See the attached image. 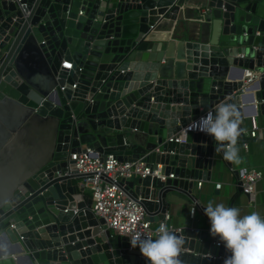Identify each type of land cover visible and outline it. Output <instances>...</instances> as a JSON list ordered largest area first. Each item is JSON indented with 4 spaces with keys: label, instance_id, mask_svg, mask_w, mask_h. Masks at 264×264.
Wrapping results in <instances>:
<instances>
[{
    "label": "water",
    "instance_id": "water-1",
    "mask_svg": "<svg viewBox=\"0 0 264 264\" xmlns=\"http://www.w3.org/2000/svg\"><path fill=\"white\" fill-rule=\"evenodd\" d=\"M189 1L0 0V239L9 245L0 264H149L93 212L69 159L87 148L102 162L113 155L173 173L117 178L149 221L164 218L169 192L205 214L194 181L208 179L223 152L203 132L169 138L222 103L239 112L242 134L245 88L264 116V73L244 82L247 69L264 67V0H196L195 39L159 40L156 27L181 19ZM174 56L185 63L166 59ZM31 127L44 130L43 151L19 166L1 162ZM238 186L234 197L247 195ZM170 230L184 241L181 264H224L230 255L210 229Z\"/></svg>",
    "mask_w": 264,
    "mask_h": 264
},
{
    "label": "crops",
    "instance_id": "crops-1",
    "mask_svg": "<svg viewBox=\"0 0 264 264\" xmlns=\"http://www.w3.org/2000/svg\"><path fill=\"white\" fill-rule=\"evenodd\" d=\"M199 6H201L200 2L191 0L185 7L189 18L185 19L186 17H181V19L175 22H168L166 26L163 24L162 26L158 25L155 29L158 36H160L158 39L160 40L161 36H163L162 38L167 37L166 40H169V35L172 37L173 35H177L179 39H182L181 36L184 34H195L194 31L188 28L195 26V22H199L197 21L199 20V16L196 14ZM186 30H188V32ZM171 50H173V48H171ZM177 50H180V47L178 49V47L175 46L173 52ZM166 59L172 60L173 62L178 61L183 64L185 63V60L176 59L175 56ZM65 61L68 62V60L64 59L62 63ZM63 66L68 68L65 65ZM184 72L185 70L183 68L181 76H183ZM172 77L175 78L174 73ZM226 80H228L227 77ZM253 92V89L245 88L239 98V102L243 107L242 117L245 128L237 140V160L233 162L229 161V163H227L224 158L213 160V167L209 173L208 179L195 180L192 193L197 196L203 207L209 202H212L214 205L222 203L226 207L238 208L242 216L251 212H257L264 217V116L257 114L253 108ZM253 123L257 126V133L254 138H250L248 132L253 126ZM44 139V130L37 127L27 128L22 134L21 140L17 141L16 147H14L13 150V156L5 158L1 162H10L13 163L14 166H19L23 161L34 159V157H37L38 154L43 151L45 147ZM244 141L248 142L246 148L243 146ZM242 167L257 168L262 172V177L257 182L255 191L252 195L240 193L236 198L234 196L238 192L239 187L237 171ZM14 168L15 167H11L10 170ZM198 181L201 182L199 189L196 188V183ZM218 183L220 184L219 188L216 187ZM86 192L90 195L89 191L86 190ZM166 200L170 204L167 213L170 215L169 223L173 228L191 226L194 228L210 229L211 225L207 215L202 214L194 202L184 194L169 192L166 195ZM191 206H195L194 216L192 218L189 213ZM8 246V243L4 239H0V251L5 250ZM16 264H29V262L25 257H17Z\"/></svg>",
    "mask_w": 264,
    "mask_h": 264
},
{
    "label": "clouds",
    "instance_id": "clouds-1",
    "mask_svg": "<svg viewBox=\"0 0 264 264\" xmlns=\"http://www.w3.org/2000/svg\"><path fill=\"white\" fill-rule=\"evenodd\" d=\"M240 119L233 105L222 103L214 111L208 110L199 121H193L188 130L196 128L212 136L216 152L222 151L224 159L233 162L238 157ZM204 211L210 221V234L219 237L230 253L224 264H264V217L257 212L242 216L238 208L222 203L209 202L204 205ZM155 231V238L139 231L125 236L133 248L139 247L149 264H181L179 256L184 241L166 223H161Z\"/></svg>",
    "mask_w": 264,
    "mask_h": 264
},
{
    "label": "built area",
    "instance_id": "built-area-1",
    "mask_svg": "<svg viewBox=\"0 0 264 264\" xmlns=\"http://www.w3.org/2000/svg\"><path fill=\"white\" fill-rule=\"evenodd\" d=\"M62 65L71 68V62L69 61L63 62ZM263 73L264 67L247 69L244 82L253 81L262 76ZM208 110H213V108L199 114L196 119L179 131L178 136L170 137L169 140L183 141L187 131L202 132L196 128L188 130V126L193 121H199L201 117L206 116ZM256 133L257 126L253 123L248 136L254 138ZM243 146L246 148L248 142L244 141ZM69 159L75 162V168L82 175L78 182L79 185L90 192L93 212L103 218L106 226L115 234L129 235L139 231L154 238L156 235L155 230L161 223H166L169 229L173 228L169 223L170 215L168 213H165L164 218L158 222L149 221L143 206L122 190L117 179L120 177L127 180L135 177H145L146 175L155 176L161 181H165L167 177L173 178V173H169L167 176L160 174L161 164L157 165V169L151 170V167L145 161H120L113 155H108L105 161L102 162L99 160L98 155L89 148L86 151L72 152ZM261 177L262 172L257 168L242 167L237 171V178L241 182L243 192L249 195L254 193L255 186ZM200 186L201 182L198 181L196 188L199 189ZM216 187L219 188L220 184H216ZM193 210L195 211V206L190 207L191 218L194 216Z\"/></svg>",
    "mask_w": 264,
    "mask_h": 264
},
{
    "label": "bare ground",
    "instance_id": "bare-ground-1",
    "mask_svg": "<svg viewBox=\"0 0 264 264\" xmlns=\"http://www.w3.org/2000/svg\"><path fill=\"white\" fill-rule=\"evenodd\" d=\"M185 14H186V16H188L189 17V15L187 14V9L186 8H184V10H183V12H182V15H183V17L185 16ZM197 21H199V20H197ZM201 22V21H200ZM202 24V23H201ZM189 29V28H188ZM189 36H191V35H189ZM191 39H195V38H192V36L190 37Z\"/></svg>",
    "mask_w": 264,
    "mask_h": 264
},
{
    "label": "rangeland",
    "instance_id": "rangeland-1",
    "mask_svg": "<svg viewBox=\"0 0 264 264\" xmlns=\"http://www.w3.org/2000/svg\"><path fill=\"white\" fill-rule=\"evenodd\" d=\"M189 29H190L191 31H195V30H196V26H191Z\"/></svg>",
    "mask_w": 264,
    "mask_h": 264
}]
</instances>
